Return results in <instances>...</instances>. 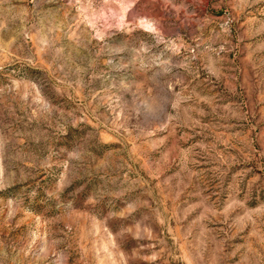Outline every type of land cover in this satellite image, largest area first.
<instances>
[{
	"label": "rangeland",
	"instance_id": "obj_1",
	"mask_svg": "<svg viewBox=\"0 0 264 264\" xmlns=\"http://www.w3.org/2000/svg\"><path fill=\"white\" fill-rule=\"evenodd\" d=\"M0 264H264V0H0Z\"/></svg>",
	"mask_w": 264,
	"mask_h": 264
}]
</instances>
